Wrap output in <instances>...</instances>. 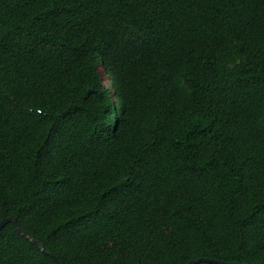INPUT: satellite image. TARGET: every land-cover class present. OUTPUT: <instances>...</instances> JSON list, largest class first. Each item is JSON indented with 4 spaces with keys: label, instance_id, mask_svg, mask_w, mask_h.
<instances>
[{
    "label": "trees",
    "instance_id": "obj_1",
    "mask_svg": "<svg viewBox=\"0 0 264 264\" xmlns=\"http://www.w3.org/2000/svg\"><path fill=\"white\" fill-rule=\"evenodd\" d=\"M9 217L61 264L264 263V0H0ZM0 264L58 263L9 223Z\"/></svg>",
    "mask_w": 264,
    "mask_h": 264
},
{
    "label": "water",
    "instance_id": "obj_2",
    "mask_svg": "<svg viewBox=\"0 0 264 264\" xmlns=\"http://www.w3.org/2000/svg\"><path fill=\"white\" fill-rule=\"evenodd\" d=\"M13 224L16 228V231L19 233V235H21L22 237L28 239L29 241H31L36 247H38L45 255L49 256V257H52L53 259H55V261L58 263V264H61L58 257H56L55 255L49 253L46 251L45 247L43 246V244L36 240L31 234L23 231L19 225H18V222H17V219L14 218V217H9V218H5L4 220H2V222L0 223V233L1 231L4 229V227L7 225V224ZM213 263V264H238V263H230V262H225V261H219V260H214V259H206V258H200V259H197V260H193V261H190L188 264H198V263ZM261 264H264V263H261Z\"/></svg>",
    "mask_w": 264,
    "mask_h": 264
},
{
    "label": "rangeland",
    "instance_id": "obj_3",
    "mask_svg": "<svg viewBox=\"0 0 264 264\" xmlns=\"http://www.w3.org/2000/svg\"><path fill=\"white\" fill-rule=\"evenodd\" d=\"M104 83H105L106 85H108V78H107V77L104 78Z\"/></svg>",
    "mask_w": 264,
    "mask_h": 264
}]
</instances>
